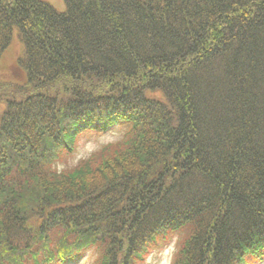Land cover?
Wrapping results in <instances>:
<instances>
[{
	"label": "trees",
	"instance_id": "1",
	"mask_svg": "<svg viewBox=\"0 0 264 264\" xmlns=\"http://www.w3.org/2000/svg\"><path fill=\"white\" fill-rule=\"evenodd\" d=\"M64 2L0 0V264H263L264 0Z\"/></svg>",
	"mask_w": 264,
	"mask_h": 264
},
{
	"label": "rangeland",
	"instance_id": "2",
	"mask_svg": "<svg viewBox=\"0 0 264 264\" xmlns=\"http://www.w3.org/2000/svg\"><path fill=\"white\" fill-rule=\"evenodd\" d=\"M50 3L56 10L64 12L66 4L64 0H43ZM17 32L15 39L9 50L2 58V65L0 66V79L6 81H17L20 83L26 82V76L23 71L17 66V60L22 51V45L18 39ZM3 106L0 104V113ZM123 127L115 126L108 129L105 133H99L93 130L83 133L77 142L73 153L67 157H63L53 165L58 170H63L75 166L81 159L89 157L95 151H98L103 145L108 142H113L122 137ZM179 238L174 235L167 242L160 244L148 256L144 264H173L176 250L178 249ZM96 250L92 249L86 253L85 258L79 264H94L98 261Z\"/></svg>",
	"mask_w": 264,
	"mask_h": 264
}]
</instances>
